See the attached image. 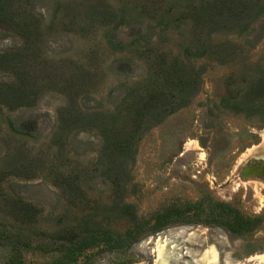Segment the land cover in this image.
Here are the masks:
<instances>
[{"label":"rangeland","instance_id":"rangeland-1","mask_svg":"<svg viewBox=\"0 0 264 264\" xmlns=\"http://www.w3.org/2000/svg\"><path fill=\"white\" fill-rule=\"evenodd\" d=\"M251 2L264 11L0 0V264L14 250L49 264L91 237L89 264H154L159 246L170 264H264V12ZM223 4L253 17L247 32L220 22Z\"/></svg>","mask_w":264,"mask_h":264},{"label":"trees","instance_id":"trees-1","mask_svg":"<svg viewBox=\"0 0 264 264\" xmlns=\"http://www.w3.org/2000/svg\"><path fill=\"white\" fill-rule=\"evenodd\" d=\"M251 9H253V7L258 6V14L257 16H260V14H262L264 11L262 8L259 7L258 4H255L254 2H251ZM249 8V9H250ZM233 12V8H231L230 6H226V5H222L220 6L218 12H217V18L220 20V22L222 24H225L228 28L230 26L231 29H238L240 33H245L247 32V29L251 22V19H253V17L247 16L244 17L243 19L239 17L238 13L236 15H232ZM214 16H211L210 18L212 19ZM185 20L183 17H178L177 19H173L170 21H163V25L165 26H169L171 22H175V23H179L180 21ZM118 46V45H117ZM135 46V43L132 45V47ZM208 46L209 43H208ZM264 87V86H263ZM8 88V87H7ZM5 95V90H3V85H0V97H3ZM164 109H162L163 111ZM165 111V110H164ZM146 113L148 111H145ZM140 125L136 126L137 128H141V126L143 125V121H140ZM125 143V146H124ZM129 145H130V141H124L123 145L120 147V149L123 148V153H125L127 150H129ZM3 197V196H2ZM14 205H19L22 207L23 211V217H24V204H22L20 201H16ZM134 207L132 206H128L127 209L129 210V212L131 210H133ZM226 208V207H225ZM229 209V208H226ZM131 213L133 214V212L131 211ZM224 216V211L221 213ZM229 214V213H227ZM218 216V215H217ZM216 215H214L213 220H216ZM218 218V217H217ZM218 220V219H217ZM247 222H251L248 219H244ZM228 231H230L233 235H241L243 234V231L245 230L243 228V226H241L240 228H231V229H227ZM92 239L89 240H82L79 242H75V241H70L69 244L70 246L68 247H61L59 249V251L61 252L60 258L54 260L52 263L49 264H79V258L84 256V264H89L90 261H92V259L85 255L86 251L91 249L92 246L95 244L94 241H96V238L91 237ZM66 246V245H65ZM1 258V257H0ZM3 264H23V260L21 259V255L17 252V251H11L10 254L7 257L2 258Z\"/></svg>","mask_w":264,"mask_h":264},{"label":"bare ground","instance_id":"bare-ground-1","mask_svg":"<svg viewBox=\"0 0 264 264\" xmlns=\"http://www.w3.org/2000/svg\"><path fill=\"white\" fill-rule=\"evenodd\" d=\"M211 262L216 261V256L212 254L210 256ZM173 260H175V257H173V253L170 251L165 252L164 247H158L156 250V261L154 264H170ZM262 262H264V256L261 257Z\"/></svg>","mask_w":264,"mask_h":264}]
</instances>
